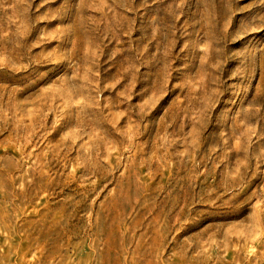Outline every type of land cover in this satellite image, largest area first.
<instances>
[{"label": "rangeland", "instance_id": "1", "mask_svg": "<svg viewBox=\"0 0 264 264\" xmlns=\"http://www.w3.org/2000/svg\"><path fill=\"white\" fill-rule=\"evenodd\" d=\"M0 264H264V0H0Z\"/></svg>", "mask_w": 264, "mask_h": 264}]
</instances>
